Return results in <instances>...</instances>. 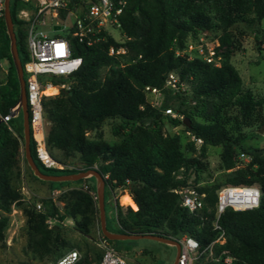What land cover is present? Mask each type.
I'll list each match as a JSON object with an SVG mask.
<instances>
[{"label":"trees","instance_id":"16d2710c","mask_svg":"<svg viewBox=\"0 0 264 264\" xmlns=\"http://www.w3.org/2000/svg\"><path fill=\"white\" fill-rule=\"evenodd\" d=\"M126 1L119 17L125 39L117 41L107 35L94 45L73 39L74 51L82 58L81 64L68 77H53L52 80L58 82L71 77L74 83L69 88H61L59 95L43 100L44 116L50 123L45 135L50 154L56 158L50 148L61 150L67 156L78 154L83 167H46L37 157L30 127L33 159L45 173H73L95 167L105 180L104 199L108 190L128 188L132 197L124 192L120 201L137 207L127 206L124 210L116 203L117 225L113 228L106 217L109 230L166 237L187 233L201 246L219 233L212 227L216 217V189L222 184H256L260 189L257 206L227 207L218 214L217 221L225 240L217 244V248L228 249L234 256L232 264H264V147L244 146L248 133L242 129L243 125L264 123V94L256 96L251 89L242 86L241 76L228 51L222 52L219 65L199 56L176 52L185 46L187 34L199 29L220 27L223 32L219 41L228 43L226 28L236 21H243L248 27L257 24L255 38L264 42V32L259 26L264 17V0ZM23 4L20 0H9L22 65L28 59L26 28L23 20L17 17V10ZM111 44L125 46V52L109 54L107 48ZM2 58H8L9 67L0 82V210L8 212L20 197L10 186L11 166L19 142L10 130L14 115L7 121L2 116L10 114L19 100V82L3 17L0 19ZM103 67L107 70L101 75ZM171 70L177 73L179 80L191 81L195 103L184 111V116L190 119V125L185 128L202 138L198 154L186 153L195 149L193 140L181 148L178 134L163 133V116L167 114H163L162 109L169 105L172 95H167L161 107H157L147 100L143 89L146 84L162 87ZM231 107L234 112H229ZM107 117H118L125 126L121 139L109 143L102 138H89L86 131L97 127ZM169 120L181 122L171 116ZM217 144L221 145V166L228 171L223 182L198 186L204 192V201L201 209L192 213L181 205L179 194L171 188L184 183L192 173H196L194 180L197 181L200 169L206 166L203 158L207 145ZM237 147L251 156L244 165L237 163ZM63 181L66 180H48L51 187ZM66 195L63 211L50 196L42 199V209L36 210L33 206L24 209L25 252L42 257L55 253L57 247L65 244L60 226H49L48 216L58 220L71 217L75 229L83 234L89 232L86 217L94 210L93 195L82 187L69 189ZM6 221V215H1L0 236ZM122 240L110 239L119 250ZM86 260L87 252H84L83 258L72 264H82ZM197 264L222 263L206 261L201 255Z\"/></svg>","mask_w":264,"mask_h":264},{"label":"rangeland","instance_id":"374dc122","mask_svg":"<svg viewBox=\"0 0 264 264\" xmlns=\"http://www.w3.org/2000/svg\"><path fill=\"white\" fill-rule=\"evenodd\" d=\"M72 17L70 16L68 22ZM49 22V21H48ZM257 24L248 27L243 21H236L229 25L226 29L229 31V41L222 44L219 37L223 32L220 27L211 29H199L195 33H188L185 39V46L183 53L191 56L203 57L209 49L214 50V55L219 56L222 60V52L228 51L230 53V60L238 69L242 80V86L249 88L256 95L264 94V42H259L255 38L254 29ZM259 26L264 32V17L260 20ZM49 34L54 32L50 29V25L42 27ZM115 37H120L117 29L111 30ZM61 34V33H55ZM26 41V40H25ZM2 65L1 76L4 75L9 67L8 58L0 59ZM107 70L106 67L101 69V75ZM25 76V73H24ZM64 87L71 86L74 79L69 77L63 80ZM60 93V90H59ZM171 94L172 97L168 103L174 107L175 111L184 114L185 110H189L195 103V98L191 92V81L188 79L179 80L178 86L162 91L161 94L149 95L146 98L149 102L153 101L157 107H161L164 98ZM56 94L54 96H57ZM174 95V96H173ZM53 97V96H50ZM229 112H234L231 107ZM264 113V109H263ZM164 114V112H163ZM49 121L46 119L45 129L49 128ZM261 124L253 123L252 125H243L242 129L248 133V137L244 140V146L264 147V127L259 131ZM125 126L121 124L118 117H107L97 127L88 129L86 135L89 138H102L109 143H116L121 139L122 131ZM11 133L17 138L19 145L15 153L11 172H10V186L18 192L20 197L11 204V209L8 212L0 210V216L6 215V224L2 227V235L0 236V264H55L56 259L70 249H75L79 253V258L82 259L84 252H87V260L82 264H95L101 254V248L98 245V239L102 234L99 226V207L97 202V185L98 180L92 174L85 176L81 181L66 180L59 183L55 187L47 179L38 177L33 173L24 155V136L22 126L21 110L18 109L14 115V121L10 124ZM162 130L164 134L180 136L181 148H185L187 142L190 140L186 134L185 125L182 122L172 123L169 120V115L163 116ZM195 149L186 151L190 155L198 154L199 147L195 144ZM55 159L58 160L63 167L82 168V163L78 154L74 156L64 155L61 150L50 148ZM221 145H207L205 157L203 160L206 166L200 169L198 180L202 183H216L223 182L227 169L223 168L220 163L219 152ZM237 163L244 165L248 161L242 156L239 158L241 147H237ZM196 173L190 175V179H194ZM197 180V181H198ZM82 187L89 191L94 197V210L89 212L87 220H89V232L83 234L74 228V221L71 217H65L58 220L55 217L49 219L47 223L49 226L54 224L60 226V233L65 241V244L57 247L55 253L37 257L25 252L23 246L25 244V212L24 209L28 206H33L36 210V203H42L44 197H52L60 211L64 210V203L67 200V192L69 189ZM127 192L130 196V191L126 187H116L113 190L107 191L105 201V214L109 220L110 225L116 227L115 205L118 203L122 209L125 210L127 206L136 209L131 204H125L120 201V195ZM132 197V196H131ZM133 199V198H132ZM135 202V201H134ZM80 218L81 216L78 215ZM85 218V219H86ZM118 247L127 257L128 264H172L177 254V247L172 243L158 240L156 238L140 236L137 238L123 239Z\"/></svg>","mask_w":264,"mask_h":264},{"label":"built area","instance_id":"2783aa9c","mask_svg":"<svg viewBox=\"0 0 264 264\" xmlns=\"http://www.w3.org/2000/svg\"><path fill=\"white\" fill-rule=\"evenodd\" d=\"M23 2L17 10V17L23 20L26 28V46L28 59L23 63L25 73V93L28 105V121L31 127L37 157L46 167L63 168L49 152L45 143V122L43 100L54 96L64 87L63 81L53 82V77H68L81 64V56L74 51L73 39L86 45H94L107 38V35L117 41H123L125 34L120 27V14L123 12L126 0H20ZM5 0H0V19L4 14ZM72 17L68 22L69 17ZM49 21V22H48ZM50 25L54 32L49 34L42 27ZM58 24L59 26H54ZM117 29L120 37H115L111 30ZM61 34H55V33ZM109 54H121L125 52V46L109 45ZM176 52L183 53L182 49ZM214 50L209 49L203 55L207 62L219 65V56L214 55ZM140 56V55H139ZM192 57L191 55H188ZM4 68L0 63V71ZM53 85L57 91L52 94L46 93L47 86ZM178 86V75L171 70L167 73L162 87L146 84L145 94L157 95L162 93L163 88H174ZM67 86L66 88H69ZM152 105L157 106L150 102ZM14 105L11 110L15 108ZM162 111L173 117L182 119L183 113L175 111L172 105H166ZM11 114L3 115L2 119L7 121ZM184 124V123H183ZM185 125V124H184ZM186 126V125H185ZM190 140L200 147L203 140L186 129ZM239 158L251 159L250 154L240 151ZM202 181H195L189 177L184 183L171 188L180 196V203L188 211L196 213L203 205L204 192L198 189ZM216 217L212 220V227L219 230L218 235L210 242L201 246L198 240L187 233L172 237L179 244L176 264H197V260L204 257L206 261L232 264L234 256L227 248H217L225 240L224 231L218 223V214L227 207L233 209H246L258 205L260 189L256 184H222L216 189ZM37 209H42L40 202L36 203ZM52 219V216H49ZM101 255L95 264H128L124 252L119 250L108 237L101 234L98 239ZM79 259V253L70 249L60 255L55 264H72Z\"/></svg>","mask_w":264,"mask_h":264},{"label":"water","instance_id":"95a60500","mask_svg":"<svg viewBox=\"0 0 264 264\" xmlns=\"http://www.w3.org/2000/svg\"><path fill=\"white\" fill-rule=\"evenodd\" d=\"M3 19L5 22L7 34L9 36V49H10L12 61L14 64V68L16 71L17 79L19 82V100L15 104L16 105L15 108L11 110L10 114L13 116L15 115L18 109L21 110L23 136H24V155H25V158L29 166L33 170V173L37 175L38 177L42 179H47V180H76L78 178L85 177L89 174L94 175L96 179L98 180L96 197H97V202H98V207H99V226H100V230L102 234L108 237L109 239H128V238H137L140 236H147V237L156 238L158 240L165 241L168 243H172L176 245L177 247V254H176L175 260L172 262V264H176L179 244L172 237H166V236L154 234V233H130V232L111 231L107 228L105 203H104L105 180H104L103 175L100 173L98 169H96L95 167H88L86 169H81L78 172L60 173V174L45 173L40 170L39 166L36 164L30 152V126H29V121H28L29 113H28V105H27L26 93H25V79H24V73H23V65L18 55L16 35H15L13 21H12L10 9H9V0H5V3H4ZM54 26H59V25L56 24ZM0 121H1V118H0ZM182 121L186 126L190 125V119L188 117H184ZM263 127H264V123L260 126L259 131H262Z\"/></svg>","mask_w":264,"mask_h":264},{"label":"bare ground","instance_id":"6f19581e","mask_svg":"<svg viewBox=\"0 0 264 264\" xmlns=\"http://www.w3.org/2000/svg\"><path fill=\"white\" fill-rule=\"evenodd\" d=\"M45 91L48 94H52V93H55L57 91V88L53 85H49L46 87Z\"/></svg>","mask_w":264,"mask_h":264}]
</instances>
